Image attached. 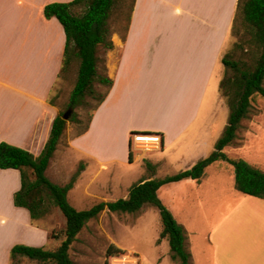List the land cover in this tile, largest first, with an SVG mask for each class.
I'll return each instance as SVG.
<instances>
[{
    "label": "crops",
    "instance_id": "0c3cea01",
    "mask_svg": "<svg viewBox=\"0 0 264 264\" xmlns=\"http://www.w3.org/2000/svg\"><path fill=\"white\" fill-rule=\"evenodd\" d=\"M72 1L0 0V144L22 148L35 156L42 153L53 122L61 113L59 103L51 96L63 70L66 48L63 25L57 18L47 19L44 10L50 4ZM237 3L136 0L125 40L123 34L114 33V49L106 53L107 76L113 81L108 96L93 113L88 131L69 139L62 149L66 125L46 171L59 186L70 183L80 171L68 193L73 207L78 210L86 200L93 205L114 202L107 197L120 185L112 189L109 179L121 164L131 167L147 159L157 166L176 164L180 173L215 150L225 129L213 136L212 125L217 106L224 104L220 94L217 96V85L213 89L211 85L221 72V86L226 72L223 58L233 39ZM143 132L160 135L162 147L147 151L143 159L135 156L130 164L131 135ZM212 166L207 167L201 182L188 178L165 186L178 191L188 185L201 189L208 185L207 170ZM229 178L235 188V175ZM220 180L219 175L213 179L216 189ZM127 183L121 187L124 200L133 182ZM20 189L21 173L0 169V264H11V250L17 245L53 246L51 230L33 221L27 209L15 206L14 195ZM235 190L226 194L225 209L219 202L217 212L223 217L201 250L210 257L196 255V232L176 220L190 236L187 249L191 264H264V200ZM200 195L195 193L201 200ZM213 196L215 201L220 198L218 192ZM166 242L164 239L156 244L162 247ZM132 253L140 263V256ZM164 258L161 256L157 264Z\"/></svg>",
    "mask_w": 264,
    "mask_h": 264
},
{
    "label": "trees",
    "instance_id": "16d2710c",
    "mask_svg": "<svg viewBox=\"0 0 264 264\" xmlns=\"http://www.w3.org/2000/svg\"><path fill=\"white\" fill-rule=\"evenodd\" d=\"M135 2L136 0H130L123 40L128 33ZM115 4L116 0H74L70 3H55L45 7V17L47 19L57 18L63 25L66 34L63 70L59 77L62 73L70 70L74 59L79 61L77 80L70 95L69 105H67L71 110L84 105L87 96L96 95L95 83L98 82L105 85L107 91L95 106L94 110L96 111L113 86V81L107 74L99 75L98 50L100 47L106 51L114 49L110 38L109 20ZM78 7L83 8L82 14L75 13V9ZM232 33L239 39L243 38L245 33H250L251 41L260 49V55L253 69H250L249 65L242 61L223 58L224 66L234 72L233 76L221 85L230 109L228 124L222 137L216 143L215 150L191 169L163 179L141 181L130 188L129 195L125 200L99 202L90 209L77 210L68 202V193L73 188L80 171L65 186L54 184L46 175L50 161L66 130L67 121L63 119L64 113L61 112L54 120L50 137L39 156L7 143L0 144V169H15L21 173V189L14 195L13 200L15 206L27 209L32 220L38 221L45 218L50 207L54 205L66 220V226L61 236L51 234V239L63 237L56 249L17 245L11 251V263L18 259H27L40 264H76L70 256V249L78 240L79 233L90 221L97 219L106 210L114 214H136L146 206H152L159 210L162 222L158 243L167 239L172 259L180 264H191V255L186 248V231L168 208L162 204L158 191L167 184L188 178L201 182L207 167L215 162L223 161L233 166L235 188L239 192L264 200V172L242 159L230 158L225 152V149L232 146L237 140L242 122L250 119L253 115L254 96L260 95L264 98V0H238ZM105 72L107 73L106 68ZM92 117L93 114L90 116L87 126L76 136H81L88 131ZM141 134L151 133L143 132ZM133 162L131 142L129 163ZM147 165L150 168V163L147 162ZM123 255H125V251L114 244H111L107 249V258Z\"/></svg>",
    "mask_w": 264,
    "mask_h": 264
},
{
    "label": "rangeland",
    "instance_id": "374dc122",
    "mask_svg": "<svg viewBox=\"0 0 264 264\" xmlns=\"http://www.w3.org/2000/svg\"><path fill=\"white\" fill-rule=\"evenodd\" d=\"M130 8V0H116V4L111 12L109 20V28L111 31V39L114 33L123 34L128 18V10ZM83 8H76L75 13L82 14ZM243 38H237L233 36V39L227 44L226 55L230 60L242 61L244 64H248L250 69H253L256 61L260 55V49L251 41L250 33H245ZM107 51L100 47L98 50L99 58V75L107 74L106 68V54ZM79 68V61L74 59L71 63L70 70L62 73L56 83L52 98L57 101L61 107L62 113H68L67 130L63 137V147L68 143V140L81 132L88 124L90 116L95 112V106L102 95L107 91V87L98 82L95 83V96H87L84 105H81L73 110L69 108V99L73 90L74 84L77 80V74ZM226 68V67H225ZM224 70V69H223ZM224 76H222V82L233 76L234 72L231 69L225 70ZM223 72V71H222ZM215 75L211 85V89L216 86L217 96L220 94V102L224 105L217 106L216 117L213 121L212 134L215 136L217 130H224L228 124L230 115V109L227 104V98L224 95L222 86L219 85L221 72ZM220 92V93H219ZM254 111L250 119L242 122V127L238 131L237 140L232 146L225 149L226 154L232 159H242L249 163L251 166L264 172V98L260 95H255L253 98ZM216 145H214L215 147ZM133 148V147H132ZM148 150L134 149L133 155L142 156L143 159ZM160 155V154H159ZM150 163V168L147 165ZM144 163V164H143ZM147 170H144V166ZM153 167V171L151 170ZM70 168L67 167V170ZM144 168V169H143ZM144 170L145 172H143ZM179 167L174 165H160L157 166L154 162H150L147 159L140 160L134 166L127 167L122 164L118 166L111 181V188L120 185V188L116 190L112 196L109 195L110 200H119L123 196V188L128 180L132 183V186L137 184L139 180L148 176H155L154 179H163L169 176L178 174ZM217 175L222 177V181L219 182V189H216L213 183L214 177ZM234 168L227 162H217L207 170L208 185L203 188H193V186H186L181 191L172 188V186H165L163 190L159 192V198L168 210H173L171 213L174 218L181 224L189 226V229L195 231V240L197 241L198 248L196 249V255L210 257L209 253L203 255L201 250L207 246L209 242V236L214 229L217 221L223 217V215L217 210L221 205L219 202H223V208H226L227 193H236L233 185V181H230V176L234 179ZM108 176V175H107ZM224 177V179H223ZM105 178V176L101 177ZM109 178V177H108ZM212 187V188H211ZM121 190V191H120ZM218 192L220 198L215 201L213 194ZM195 193H205L200 195V199L195 196ZM76 195H74L75 197ZM74 197L72 200L74 201ZM112 202V201H111ZM93 203L90 200L83 201V204L78 207V210L90 209ZM171 208V209H170ZM77 209V208H76ZM215 211V212H214ZM43 226L49 228L50 235H60L66 226V220L60 210L54 205L50 207L48 215L38 220ZM37 222V221H35ZM185 229V228H184ZM188 232H190V230ZM162 231V222L159 210L152 206H146L140 213L136 214H114L107 210L103 212L97 219L90 221L85 228L79 233L78 240L72 245L70 249V256L76 264H116L113 261L114 257L107 258V249L111 244L117 245L122 249H126L125 255L118 257L124 258L130 256L134 252L140 256L139 264H157L160 257L164 256L162 264H178L173 262L170 255L169 243L162 247L157 246V242L160 238ZM186 231V229H185ZM191 234V232H190ZM187 241L186 248L188 246V233L186 231ZM190 237V236H189ZM61 239H53V246L47 247L49 250L56 249ZM157 241V242H156ZM12 251V250H11ZM131 251V252H129ZM188 251V249H187ZM189 252V251H188ZM190 254V253H189ZM11 256V254H10ZM11 264H40L37 261H30L27 259H18ZM118 264V263H117Z\"/></svg>",
    "mask_w": 264,
    "mask_h": 264
},
{
    "label": "built area",
    "instance_id": "2783aa9c",
    "mask_svg": "<svg viewBox=\"0 0 264 264\" xmlns=\"http://www.w3.org/2000/svg\"><path fill=\"white\" fill-rule=\"evenodd\" d=\"M131 142L132 147L135 149H145V150H160L162 147V137L157 134H141V133H134L131 135ZM128 257V262L123 263L121 262L124 258H113V261H120L114 262L118 264H139V259L134 255L131 254Z\"/></svg>",
    "mask_w": 264,
    "mask_h": 264
},
{
    "label": "bare ground",
    "instance_id": "6f19581e",
    "mask_svg": "<svg viewBox=\"0 0 264 264\" xmlns=\"http://www.w3.org/2000/svg\"><path fill=\"white\" fill-rule=\"evenodd\" d=\"M121 262L127 263L128 262V257H125Z\"/></svg>",
    "mask_w": 264,
    "mask_h": 264
},
{
    "label": "water",
    "instance_id": "95a60500",
    "mask_svg": "<svg viewBox=\"0 0 264 264\" xmlns=\"http://www.w3.org/2000/svg\"><path fill=\"white\" fill-rule=\"evenodd\" d=\"M63 119H64V120H67V119H68V113H66V114L63 116Z\"/></svg>",
    "mask_w": 264,
    "mask_h": 264
}]
</instances>
